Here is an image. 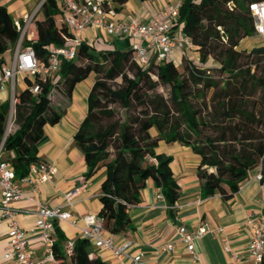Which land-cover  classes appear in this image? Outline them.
<instances>
[{"label": "trees", "instance_id": "1", "mask_svg": "<svg viewBox=\"0 0 264 264\" xmlns=\"http://www.w3.org/2000/svg\"><path fill=\"white\" fill-rule=\"evenodd\" d=\"M253 1L260 0H183L177 23L195 45L198 61L203 64L211 58L215 67L198 66L185 56L182 72L170 58L140 67L129 47L83 42L73 60L61 61L55 81L36 79L38 93L31 92L33 81L26 77L25 86L15 94L13 130L7 131L9 106L0 107V142L5 135L1 158L10 162L15 179L27 175L30 164L40 160L38 144L45 139V125L62 117L63 110L51 103L50 91L61 85L62 94L70 96L78 82L94 74L87 113L74 138L87 165L86 178L106 168L98 215L109 232L129 226L128 203L147 179L162 191L167 213L173 216L180 186L171 168L172 156L156 151L160 140L179 142L198 155L203 197L218 192L230 198L256 167L264 184V44L239 49L243 39L256 34L248 7ZM40 11L35 33L24 44L46 62L48 46L62 44V34L70 32L56 23V0H44ZM18 37L12 16L0 5V63ZM118 77L121 82L115 87L108 83ZM159 85L168 88V97L157 90ZM185 123L189 131L183 128ZM111 150L113 158L108 155ZM54 229V254L63 260L65 236L57 222ZM69 259L76 264H107L89 240L80 237L74 240Z\"/></svg>", "mask_w": 264, "mask_h": 264}, {"label": "crops", "instance_id": "2", "mask_svg": "<svg viewBox=\"0 0 264 264\" xmlns=\"http://www.w3.org/2000/svg\"><path fill=\"white\" fill-rule=\"evenodd\" d=\"M171 1L173 0H127L123 4H118L114 0L110 5L114 15L118 17L132 15L142 21H148L157 16ZM41 3L42 0H0V5L6 7L13 19L30 14L39 7L30 25L33 29L29 30L27 39L35 33V20L37 13L40 12L41 15L39 10ZM56 23L60 25L61 21L56 20ZM82 35L86 42H91L95 46L113 44L117 48L120 45L128 48L130 45L129 40L124 37L109 40L96 37V32L91 28L84 30ZM176 56L181 55L174 52L170 58L173 60ZM3 61L6 60L3 58ZM93 82L92 75L88 76L75 85L70 96L62 94L61 99L53 105L54 108L63 110V114L55 124L45 125L46 136L38 144L37 155L40 160L52 163L56 170L51 180L41 183L38 191L32 193L48 205L57 206L64 205V194L67 191L76 190L73 205L71 207L64 205L63 209L73 213L78 226L84 225L81 216L88 213L98 214L102 205L100 201L102 185L107 179L105 166L97 169L88 178L85 177L87 165L74 138L87 113V97ZM23 87L19 86L17 91ZM52 90L49 93L50 99ZM8 101H10L9 90L0 91V107L8 105ZM8 106L10 111V102ZM156 151L172 156L171 168L180 186L173 216L167 213L166 202L157 198L159 188L152 179H147L145 186L139 189L133 201L128 203L129 226L124 231L115 234L116 243L129 240L130 253L143 252L147 261L158 264H229L232 260L224 251L221 233L215 231L217 227H222L231 248L241 257L239 264H248L246 258L249 238L247 218L249 215L261 218L262 215L264 221V184L260 182V168H254L230 198L225 199L218 192L203 197L201 181L197 173L199 157L191 147L179 142L166 143L160 140ZM3 156L5 153L1 151L0 157L3 158ZM15 183L30 194L28 184L20 179H15ZM10 206L17 210L16 220L21 227H28L34 223L36 215L33 212L32 202L22 199L11 203ZM57 223L65 236L61 242L63 251L68 239L75 240L79 237V230L66 222ZM181 224L189 230H194L200 225H204L208 230L195 242L198 259H194L177 239L176 228ZM6 231V223L0 218V264H17L12 259L2 257L6 244ZM167 242H173V249L171 251L161 250L159 247ZM29 247L38 264H53L52 261L46 259L38 238H32ZM91 247L107 264L113 263L114 258L109 252L99 250L92 244ZM63 262L69 264V257L65 255Z\"/></svg>", "mask_w": 264, "mask_h": 264}, {"label": "built area", "instance_id": "3", "mask_svg": "<svg viewBox=\"0 0 264 264\" xmlns=\"http://www.w3.org/2000/svg\"><path fill=\"white\" fill-rule=\"evenodd\" d=\"M112 1L114 0H56L58 13L61 15L60 21L66 25L70 34H62L64 39L62 44L48 46L46 62L39 61L34 49L30 45L24 44L39 7L30 14L13 19L19 37L12 50L10 60L0 63V91L8 89L10 92L9 122L14 112L17 88L25 86V78L29 77L33 81L30 86L33 94L40 91L36 79L44 81L49 78L55 81L61 61L73 60L80 45L86 42L82 33L87 28L93 29L96 32L95 36L103 39L109 40L117 37L128 39L132 59L140 67H147L151 63L169 59L174 52L179 53L181 57L189 58L188 54L196 51L189 35L183 32L177 23L178 11L183 0L171 1L157 16L148 21H142L132 15L123 17L114 15L110 5ZM232 5V2H228L229 7ZM248 7L253 18L254 31L264 43V0L250 2ZM86 43L92 45L91 42ZM9 129L10 127H7V131ZM4 139L5 135L0 142V153ZM55 170L52 163L44 160L30 164L27 175L20 178L21 181L29 185L30 194H27L25 189L15 183L14 170L10 162L0 157V218L5 221L7 228L6 244L2 255L4 259H12L17 264H38L29 247L30 240L36 237L42 244L46 259L52 261L53 264H67L63 260L57 259L54 254L55 223L66 222L78 228L80 238H86L97 249L109 252L114 258L112 264H158L147 261L143 252L130 253L129 240L116 243L115 233L107 230L104 219L98 214L88 213L81 216L84 225L78 226L73 213L63 209L64 205L69 207L73 205L76 190H70L64 194V205L50 206L37 199L32 193L38 191L41 183L51 180ZM157 198L165 201L160 189L157 192ZM22 199H27L34 205L33 212L36 219L28 227L19 225L16 220L17 210L10 206L11 203ZM246 224L249 226L246 249L248 264H264V221L262 215L261 218L249 215ZM223 230L222 227L215 229L217 233H221L224 251L232 260V263L229 264H239L241 257L231 248ZM207 231L204 225L189 230L181 224L176 228V236L187 252L194 259H198L195 242ZM73 246L74 239H68L64 244V255L69 257ZM173 247V242H167L159 248L163 251H171ZM69 264L76 263L70 262Z\"/></svg>", "mask_w": 264, "mask_h": 264}, {"label": "rangeland", "instance_id": "4", "mask_svg": "<svg viewBox=\"0 0 264 264\" xmlns=\"http://www.w3.org/2000/svg\"><path fill=\"white\" fill-rule=\"evenodd\" d=\"M40 10V9H39ZM41 15H40V12L39 13H37V18L38 17H40ZM55 19L58 21V22H60V20H61V15H60V13H57L56 15H55ZM31 29H33V27L31 26L30 27V29L29 30H31ZM264 43H263V41H262V39L260 38V36L259 35H257V34H255V35H253V36H250V37H247V38H245V39H243L241 42H240V45H239V49H245V50H250L252 47H257V46H260V45H263ZM119 46V45H118ZM12 48H14L13 46L10 48H8L7 50H5L4 52H3V54H2V57L6 60V61H9L10 60V58H11V56H12ZM119 48L120 49H122V48H125L123 45H120L119 46ZM189 58L190 59H193V61H195V63L198 65V66H201V67H206V68H210V67H215L216 65H218L217 64V62L216 61H214L213 59H208L205 63H203V64H201L199 61H198V57H197V54H196V52L194 51V52H190L189 54ZM171 59V58H170ZM173 60H174V63L176 64V66H177V68L179 69V71L180 72H182L184 69H183V64H182V60H181V56H176V57H173ZM79 63H85V61L83 60H81V61H79ZM105 66H106V64H104ZM213 72H212V70L210 71V74H212ZM130 75V74H129ZM92 77H93V79H95V75L94 74H92ZM155 78V77H154ZM121 82V79L118 77V78H116V79H114V80H108V83L110 84V85H112L113 87H115L118 83H120ZM62 86L60 85V86H58V87H55L53 90H52V93H51V101H52V105H55V103L58 101V100H60L61 99V96H62V92H61V90H60V88H61ZM157 90L159 91V92H161L165 97H168L169 96V94H168V88H166L165 86H162V85H159L158 87H157ZM9 102L10 101H8V105H9ZM11 119H12V116H11ZM8 120H9V111H8ZM7 127L9 128L10 127V129L11 130H13L15 127H16V125H12L11 124V121L9 122L8 121V123H7ZM183 128L185 129V130H187V131H189L190 130V128H189V126L185 123L184 124V126H183ZM108 155H109V158H113V156H114V151H110L109 153H108ZM108 158V159H109Z\"/></svg>", "mask_w": 264, "mask_h": 264}]
</instances>
